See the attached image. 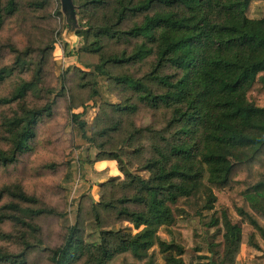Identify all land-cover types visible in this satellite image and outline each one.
<instances>
[{
    "label": "trees",
    "instance_id": "16d2710c",
    "mask_svg": "<svg viewBox=\"0 0 264 264\" xmlns=\"http://www.w3.org/2000/svg\"><path fill=\"white\" fill-rule=\"evenodd\" d=\"M47 1L37 5L42 7ZM252 1L74 0L81 24L75 34L83 37L85 44L68 55H76L85 68L112 77L131 90L134 102L111 104L112 114L95 122L85 119V110L73 112L70 107L73 146H98L97 161L118 163L123 180L113 178L103 186L119 188L121 195H103L92 209L98 224L107 212L118 221L129 222L134 231L100 227L99 239L88 240L78 221L69 226L62 245L49 249L53 264H158L160 258L162 264H192L184 256L190 249L203 251L204 245L196 242L204 235L203 227L192 222H200L202 216L200 212L176 215L173 205L202 189L205 209L222 213L225 252L219 262L199 254L207 262L198 264H235L246 233L250 245L264 250V17L248 16ZM90 10L99 20L89 19L85 25ZM16 11V0H0V30ZM135 17L142 18L124 27ZM112 41H135V47L131 52L109 54L106 47ZM28 55L29 51H19L16 65L21 70L30 61ZM44 57L35 66L34 78L22 79L10 95L0 96V107L16 104L11 114L2 116V139L8 146L0 144V164H13L31 152L37 126L53 113L54 101L40 106L28 100L30 94L41 97L43 93ZM151 57L155 63L145 76H113L111 72L117 66L142 63ZM14 69L0 70V80ZM168 69L174 72L167 73ZM95 84L93 94L97 95ZM65 90L64 80L58 95ZM140 105L167 111L166 126L160 130L138 127L132 117ZM123 133L128 135V144L146 134L155 137L151 155L140 168L146 177L128 169L123 158L128 152L121 147L106 148L115 135ZM6 195L25 203L36 201L20 185L4 186L0 201ZM45 213L56 211L24 207L16 201L0 207V223L9 220L27 228L18 236L21 251L0 248V264H29L32 248L42 244L36 234L40 227L29 219ZM220 222L213 219L211 226ZM161 227L167 228L170 238L160 235ZM31 237L35 243L29 241ZM214 245L207 247L213 252Z\"/></svg>",
    "mask_w": 264,
    "mask_h": 264
},
{
    "label": "rangeland",
    "instance_id": "374dc122",
    "mask_svg": "<svg viewBox=\"0 0 264 264\" xmlns=\"http://www.w3.org/2000/svg\"><path fill=\"white\" fill-rule=\"evenodd\" d=\"M5 2L7 0H4ZM17 11L6 18L3 28L0 30V70L5 67H15L13 74L0 80V96L10 95L22 79L34 78V70L37 63L44 58V69L40 87L43 91L41 97L30 94L28 100L31 105H43L54 101L51 116H44L37 126L36 137L32 141V151L23 154L18 161L10 164H0V190L9 185L16 187L20 185L23 190L36 198L34 203H25L11 196H4L0 201V207L5 203L16 201L22 206L34 208H51L55 214H41L29 219L40 227L37 234L42 240L41 246H34L28 255L29 264H53L50 260L49 249L63 244L68 228L78 221L85 229V237L88 240H98L100 227L103 228H132L127 221H118L116 216H109L103 212L104 220L101 225L97 223L92 209L93 203H98L101 197H119L122 190L103 186L105 182L118 177L121 182L124 175L118 168L115 160L97 161L100 153L98 146H84L75 148L73 146V123L71 119L73 112H83L89 122H95L97 118L107 117L112 114L111 104H125L134 102L131 90L126 89L112 79V77H101L94 72L93 68H85L78 61L76 55H68L70 51H77L85 44L83 37L68 32L66 16L61 9L60 0H48L40 7L37 4L42 0H16ZM93 11H87L84 24L89 19L98 21ZM99 13H103L99 11ZM248 16L251 18L264 17V0H253L249 6ZM142 17L130 18L124 27L133 25ZM80 24V20H79ZM81 27V24H80ZM79 27V28H80ZM53 44V48H50ZM67 45V46H66ZM135 47V41L109 42L106 51L109 54H120L122 51L131 52ZM19 51H29L28 65L26 70L16 65ZM30 63V64H29ZM155 63L151 57L145 62L138 64H125L111 70L113 76L130 74L142 77L150 73ZM83 71H91L94 75H85ZM167 73L174 72L173 69L166 70ZM65 80V93L62 92ZM93 82L98 94H93ZM50 89V91H47ZM16 108L13 106L0 107V144L7 148L3 141L2 116L11 114ZM169 113L164 109L154 110L145 105H140L138 112L132 119L138 127H150L160 130L166 126ZM126 133L117 134L107 145L108 148L121 147L129 154L124 153V160L128 169L133 173H139L146 177L148 174L142 171L141 164L146 157L151 155L152 144L155 137L146 134L145 137L128 144ZM122 144V145H120ZM143 145L140 152L137 148ZM206 196L204 190L190 197H181L173 205L176 215L180 213H201V221L193 219V223L203 227L204 235L196 240L197 244H203V251L189 250L184 256L188 263L198 264L207 262L205 258H199V254L211 256L219 262L224 258L225 229L222 224V213L205 209ZM219 218V225H212L213 219ZM22 225L6 220L0 223V232L11 234V238H3L0 235V248L13 253L23 249L22 241L18 236L21 231H26ZM160 235L170 238L167 228H160ZM248 234H244L243 242L252 246L248 240ZM35 243L34 237L28 238ZM20 242V243H19ZM241 243L239 254L235 264H250L252 259ZM213 246V252L207 247ZM159 253V247H154ZM242 254L244 257H242ZM161 256V254H160ZM160 258L158 264H162ZM230 263V262H228ZM207 264H211L210 262Z\"/></svg>",
    "mask_w": 264,
    "mask_h": 264
},
{
    "label": "water",
    "instance_id": "95a60500",
    "mask_svg": "<svg viewBox=\"0 0 264 264\" xmlns=\"http://www.w3.org/2000/svg\"><path fill=\"white\" fill-rule=\"evenodd\" d=\"M62 12L66 16L68 24V32L75 35L76 30L80 27L79 19L77 15V6L74 0H60Z\"/></svg>",
    "mask_w": 264,
    "mask_h": 264
},
{
    "label": "crops",
    "instance_id": "0c3cea01",
    "mask_svg": "<svg viewBox=\"0 0 264 264\" xmlns=\"http://www.w3.org/2000/svg\"><path fill=\"white\" fill-rule=\"evenodd\" d=\"M242 247L243 249H246L248 255L252 259L250 264H264V250L257 249L253 246H248L246 242L242 243ZM242 257H244L243 254Z\"/></svg>",
    "mask_w": 264,
    "mask_h": 264
}]
</instances>
